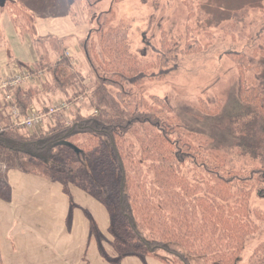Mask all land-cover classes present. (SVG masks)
Segmentation results:
<instances>
[{
    "label": "trees",
    "instance_id": "1",
    "mask_svg": "<svg viewBox=\"0 0 264 264\" xmlns=\"http://www.w3.org/2000/svg\"><path fill=\"white\" fill-rule=\"evenodd\" d=\"M6 6L17 24L27 15L25 6L17 1L7 0ZM102 19L98 30H92L83 42L97 78L88 95L90 108L97 112L82 114L75 110L69 123L59 111L56 123L42 134L24 131L2 114L0 158L9 153L17 169L59 181L66 192L74 182L103 202L111 213V245L117 256L155 257L168 264H192L196 256L203 264H236L246 239L257 228L249 215L250 192L254 190L264 199V60H254L263 72L252 85L241 76L237 108L225 121L233 145L257 166L230 165L218 150L198 142L200 134L182 128L167 102L155 97L151 104L142 105L127 100V80L138 85L147 78L164 76L171 70V62H175L173 68L177 67L175 52L187 53L201 45L194 40L179 48L164 33L162 54L156 61L142 63L128 43L131 24L120 23L102 33ZM94 32L102 34L100 50L91 43ZM34 38L35 42L54 39ZM234 56L240 59V54ZM70 58L62 52L55 60L42 56L32 67L26 65L35 77L47 72L50 79L43 89L36 85L14 89L22 114L26 115L34 103L42 107L52 90L77 104L87 94L84 87L77 86ZM254 61L239 63L243 75L249 65L256 64ZM216 111L208 113L216 115ZM183 168L184 175L178 176ZM135 177L151 178L149 184L157 178V187L165 186L164 178H173L172 199L179 198L178 192L182 194L187 208L183 215L171 219L167 203L159 195L156 201L153 195V200L146 195L140 197L142 192L133 190ZM0 197L11 198V187L1 174ZM172 222L181 228H174ZM251 264H264V244Z\"/></svg>",
    "mask_w": 264,
    "mask_h": 264
},
{
    "label": "rangeland",
    "instance_id": "2",
    "mask_svg": "<svg viewBox=\"0 0 264 264\" xmlns=\"http://www.w3.org/2000/svg\"><path fill=\"white\" fill-rule=\"evenodd\" d=\"M14 1L21 2L27 13L19 20L21 33L33 38L37 36L38 39L40 38L38 35L42 34L57 35L56 39L45 41L35 42L34 38L35 46L41 50L51 46L50 48L57 49V57L62 52L71 57L77 76V86L84 87L87 92L78 99L77 104V101L67 100L61 92L52 90L45 99L42 97L44 99L42 107L36 103L31 107L35 106L41 112H48L54 101L66 99L70 106L65 111H61V114L69 123L75 110L81 111L82 114L97 112L89 106L88 95L94 89L97 78L88 63L83 42L92 30H98L101 25L99 20L101 16L103 18L102 33L108 27L113 28L120 23L131 24L128 43L137 60L142 63L156 61L159 54H162L164 33L173 38L179 48H184L189 42L194 43L196 40L201 45L200 49L187 53L175 52L177 67L173 68L175 62H171V70L164 76L147 78L138 85H133L127 80V89L130 93L127 100H132L134 104L139 105L144 102L151 104L154 97L167 102L177 116L175 121L182 128L201 135L198 141L200 144L205 143L207 148L218 150L228 159L230 165L249 168L257 166L249 158L243 157L240 150L233 145V141L227 134L225 121L231 111L237 108L241 76L245 78L247 85H252L256 81V76L263 72L255 61L264 60V0ZM6 2L7 0H0V20L7 12L10 14ZM101 36L102 34L97 32L92 34L91 43L95 42L96 50H100L98 44L101 43ZM43 38L47 37L43 36ZM47 52L49 53L50 49H47ZM233 53L240 54V59H236ZM41 56H43L42 52ZM248 59L252 62L255 60L256 64L249 65L243 75L239 63L243 61L247 63ZM237 60L240 61L237 62ZM100 74L104 75V73ZM49 79V74L44 72L43 78L35 80L36 87L43 89L45 82ZM45 107L47 111H44ZM209 110L219 112L216 111L218 112L216 115H209ZM55 114L47 116L43 123L33 129L22 128L30 133L42 134L50 125L56 123ZM132 151L129 149V152ZM6 155L4 160H10V163H7L8 167L14 165L13 157L9 153ZM133 157L134 155L131 154V158ZM6 167H3V172L0 169L1 175H5ZM176 174L183 176L184 168ZM153 179L154 182L149 184L151 178H132L133 190L136 193L141 191L140 197L146 195L149 200L153 195L156 201L159 195L163 203H167L166 210L171 219L182 216L183 209L187 208L183 205V196L180 192L177 191L179 198L172 199V193L175 191L174 179L164 178L165 186L160 185V187L156 186L158 179ZM190 179L193 180V178ZM141 181H143L142 184H140ZM72 186L82 189L74 182ZM144 199L146 198L142 201ZM248 201L249 215L257 223V228H253L252 235L246 239L236 264H251L253 255L259 250L261 244H264V199L258 197L253 190L250 192ZM101 203L109 213L111 226V213L107 206ZM173 226L180 229L182 225L173 223ZM110 235L113 240L111 232ZM192 264H203V262L193 256Z\"/></svg>",
    "mask_w": 264,
    "mask_h": 264
},
{
    "label": "crops",
    "instance_id": "3",
    "mask_svg": "<svg viewBox=\"0 0 264 264\" xmlns=\"http://www.w3.org/2000/svg\"><path fill=\"white\" fill-rule=\"evenodd\" d=\"M0 37V83L32 67L41 52L49 60L57 57V49H38L33 37L23 35L21 21L15 23L9 12L0 20ZM6 156L0 169L7 165L2 177L11 198L0 197V264H168L155 257L115 255L109 213L99 200L78 187L66 192L59 181L8 167Z\"/></svg>",
    "mask_w": 264,
    "mask_h": 264
},
{
    "label": "built area",
    "instance_id": "4",
    "mask_svg": "<svg viewBox=\"0 0 264 264\" xmlns=\"http://www.w3.org/2000/svg\"><path fill=\"white\" fill-rule=\"evenodd\" d=\"M44 74L34 78V75L28 69H24L20 73L7 77L0 83V115L8 116L12 122L26 129L35 128L44 122L47 116H52L59 111H64L69 108L70 103L65 99L56 100L49 107L48 112H41L40 109L33 106L29 112L24 115L15 101L14 89L24 87L31 81H37L43 78Z\"/></svg>",
    "mask_w": 264,
    "mask_h": 264
}]
</instances>
